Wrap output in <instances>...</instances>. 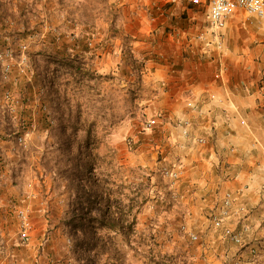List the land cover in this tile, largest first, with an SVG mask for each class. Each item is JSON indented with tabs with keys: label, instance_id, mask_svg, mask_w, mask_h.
I'll return each instance as SVG.
<instances>
[{
	"label": "rangeland",
	"instance_id": "374dc122",
	"mask_svg": "<svg viewBox=\"0 0 264 264\" xmlns=\"http://www.w3.org/2000/svg\"><path fill=\"white\" fill-rule=\"evenodd\" d=\"M169 2L0 0V196L11 198V247L38 248L40 264H82L68 220L82 212L76 202L84 188L96 194L93 213L102 215L104 187L109 214L128 218L119 264H218L199 246L225 191L216 201L220 189L187 181L183 157L171 152V127L181 123L148 126L167 113L159 103L164 73L182 67L197 45L186 39L206 33L209 51L217 46L205 12L189 15L185 3ZM230 22L219 39L222 54L242 57L260 75L253 85L264 88V59L243 51L264 43V29L244 24L245 14ZM191 232L200 239L192 241ZM5 238L0 232V258L9 252Z\"/></svg>",
	"mask_w": 264,
	"mask_h": 264
},
{
	"label": "crops",
	"instance_id": "0c3cea01",
	"mask_svg": "<svg viewBox=\"0 0 264 264\" xmlns=\"http://www.w3.org/2000/svg\"><path fill=\"white\" fill-rule=\"evenodd\" d=\"M176 1V8L185 3L183 9L189 15L194 12L189 0ZM231 20L228 27L235 23ZM176 26L174 23L173 27ZM173 42L181 41L173 39ZM196 44L190 48L182 67L160 76L167 86L162 89L159 103L167 113L164 112L158 122L181 123L179 127H171L176 132L171 133L170 139L177 141L176 145H170L172 154H180L186 163L190 178L187 181L192 185L202 183V187H206L205 182L214 194L220 189L216 201L224 191L234 192L238 196V216H248L246 222L250 231L244 246L225 239L220 230L213 228L211 221L210 227H203L201 255H212L213 260L216 257L218 264H232L235 260H240L241 264H264V225L260 220L264 212V88L253 85L260 75L254 68L247 70V65L239 61L242 57L235 52L222 54L225 51H221L223 45H218V41L215 52L209 51L213 49L212 44L209 46L206 40ZM243 51L251 55L257 52L255 56L264 59V43L253 48L244 47ZM184 124L188 134L184 133ZM198 137H205L208 142L198 144ZM201 169L210 170L212 176H206ZM212 197L211 194L204 202L213 201ZM10 199L0 196V208L9 206ZM213 203L215 201L211 202L212 207ZM0 232L4 238L8 237L5 239L9 251L7 256L0 258V264H40L43 261L44 255L38 248L25 251L11 247L10 237L15 235V230L6 208L0 212ZM253 248L257 249L255 257L251 255Z\"/></svg>",
	"mask_w": 264,
	"mask_h": 264
},
{
	"label": "built area",
	"instance_id": "2783aa9c",
	"mask_svg": "<svg viewBox=\"0 0 264 264\" xmlns=\"http://www.w3.org/2000/svg\"><path fill=\"white\" fill-rule=\"evenodd\" d=\"M168 2L171 3L173 0H168ZM189 4L193 10L205 12L208 24L207 30L219 42L218 45H221L219 39L222 36V32L228 27V21L241 14L246 15L248 22H244V24H247L248 27L264 29V0H189ZM206 39V33L196 35L190 38L191 42L189 41V45H192L195 41H204ZM162 118L163 114L158 113L149 121L148 126H155ZM185 124L188 125L189 123L186 122ZM185 124L184 133L188 134ZM207 142L208 139L205 137L197 138L198 144L205 145ZM165 175L171 179H177L179 177V171L176 169H166ZM237 202L238 196L234 192L225 191L219 204L211 212V220L213 228L220 230L225 239L237 246H244L246 243V235L250 231V225L246 222L248 216H238V211L236 210ZM240 209L243 211V208ZM260 220L264 225V212ZM30 229L31 223L27 219L26 214H24L21 230L23 242L30 240ZM189 237L194 242L200 239V235L195 232H191ZM256 250V248H253L252 252L255 253ZM232 264H241V261L235 260Z\"/></svg>",
	"mask_w": 264,
	"mask_h": 264
},
{
	"label": "trees",
	"instance_id": "16d2710c",
	"mask_svg": "<svg viewBox=\"0 0 264 264\" xmlns=\"http://www.w3.org/2000/svg\"><path fill=\"white\" fill-rule=\"evenodd\" d=\"M88 165L89 163L85 162L84 169L88 168ZM84 181H86V178ZM91 181L89 179L86 182ZM93 182L94 184L97 183L96 180H93ZM97 198L96 194L93 195L86 188L82 189L76 202V208L82 212L73 213V216L68 220L74 254L80 262L82 261V264H119V235H125L122 229H124V222L128 218L126 214L122 217L119 216L118 212L109 214L105 205V187L104 212L102 215L94 214L93 210L97 209L100 203ZM107 232L110 233L107 234Z\"/></svg>",
	"mask_w": 264,
	"mask_h": 264
}]
</instances>
